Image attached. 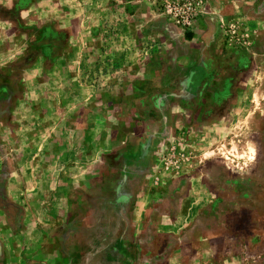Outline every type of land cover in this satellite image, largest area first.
<instances>
[{
    "label": "rangeland",
    "instance_id": "obj_1",
    "mask_svg": "<svg viewBox=\"0 0 264 264\" xmlns=\"http://www.w3.org/2000/svg\"><path fill=\"white\" fill-rule=\"evenodd\" d=\"M0 264H264V0H0Z\"/></svg>",
    "mask_w": 264,
    "mask_h": 264
}]
</instances>
